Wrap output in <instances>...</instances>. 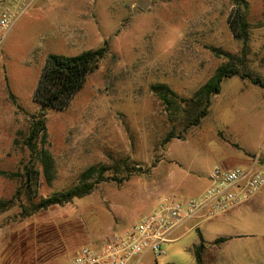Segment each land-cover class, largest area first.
Masks as SVG:
<instances>
[{
  "label": "rangeland",
  "instance_id": "374dc122",
  "mask_svg": "<svg viewBox=\"0 0 264 264\" xmlns=\"http://www.w3.org/2000/svg\"><path fill=\"white\" fill-rule=\"evenodd\" d=\"M236 10L248 25L247 66L264 83V0H27L17 6L0 46V172L30 168L34 177L29 191L23 178L0 175V200L20 193L0 213V264H70L80 248H96L140 222L162 199L196 198L215 166L248 168L243 155H255L264 141V88L228 78L198 126L185 128L181 112L194 108L193 93L217 67L240 55L241 42L227 23ZM104 41L107 54L68 107L46 115L35 152L44 149L54 161L47 182L24 145L38 112L33 92L45 59L98 50ZM160 84L177 106L157 98L152 88ZM118 160L139 173L20 218L27 196L47 199L77 186L88 167ZM200 235H243L225 246L221 264H264V189L138 264H196L190 248L201 250Z\"/></svg>",
  "mask_w": 264,
  "mask_h": 264
},
{
  "label": "trees",
  "instance_id": "16d2710c",
  "mask_svg": "<svg viewBox=\"0 0 264 264\" xmlns=\"http://www.w3.org/2000/svg\"><path fill=\"white\" fill-rule=\"evenodd\" d=\"M228 27L233 37L241 42L240 55L235 59L231 58L228 62L217 67L212 76L193 93L191 101L193 109L187 111L181 109L183 120L187 121L185 128L196 127L201 120L208 116L211 106V99L218 95L222 89V82L225 79L239 77L242 80H248L252 85L264 88V83L247 66V23L239 10L234 13V19L228 18ZM108 52V41L103 42V46L98 50L86 51L75 57H65L50 54L46 57L43 69L39 75L36 87L33 92V101L38 105V112L32 116L28 130V136L25 138L24 145L30 151L31 157L35 155L36 160L40 162L42 173L47 182H50L54 176V161L46 150L36 151V142L41 136L45 138V119L48 112L61 111L68 107L73 96L79 92L85 79L92 74L98 67L100 61ZM229 57L228 54H225ZM155 95L161 103L167 107L177 106L174 100V93L167 85L160 84L152 88ZM157 89V91H156ZM179 109V108H177ZM187 116L184 117V115ZM171 134L165 139V143L172 139ZM181 137V136H179ZM32 162V161H31ZM112 171V176L107 173ZM139 170L131 168V165L125 160H118L111 166H90L85 169L79 177V184L62 193H58L47 199H40L38 202L27 196L26 201L20 205V218L25 219L41 211L47 210L53 206H64L74 199H81L90 195L98 185L107 181H118L121 177L133 176L138 174ZM4 177H21L29 191L33 185L34 173L30 168H25L24 173L15 172L8 174L0 172ZM23 184V185H24ZM19 191L9 201L0 200V213L6 211L15 200L18 199ZM221 241V240H219ZM195 259L200 263V255L195 252Z\"/></svg>",
  "mask_w": 264,
  "mask_h": 264
},
{
  "label": "built area",
  "instance_id": "2783aa9c",
  "mask_svg": "<svg viewBox=\"0 0 264 264\" xmlns=\"http://www.w3.org/2000/svg\"><path fill=\"white\" fill-rule=\"evenodd\" d=\"M27 0H0V46L16 19V8ZM264 189V141L248 168L215 166L206 188L196 198L181 202L162 199L140 222L111 234L98 247H82L70 264H130L145 253L165 254L163 245L188 220L218 215L245 203Z\"/></svg>",
  "mask_w": 264,
  "mask_h": 264
},
{
  "label": "crops",
  "instance_id": "0c3cea01",
  "mask_svg": "<svg viewBox=\"0 0 264 264\" xmlns=\"http://www.w3.org/2000/svg\"><path fill=\"white\" fill-rule=\"evenodd\" d=\"M245 155L246 154H244L243 157H245L246 162L249 163L250 158L253 155L252 154H248V156H245ZM207 220H210V218L201 217V218H196V219H191V220L186 221L173 232L172 237H171L172 241L169 243L177 242L178 240L182 239L187 234H189V232H191L192 230L198 229L201 222L207 221ZM190 223H193V224L191 225ZM244 237L245 236L243 235H235L234 237H218V238H213V239H203L202 235H200L201 250L198 252V254L200 255V263L198 264H221V260L227 257L228 255V254H225V246L228 245L229 242L232 241L233 239L240 241V239H243ZM239 243L240 244H237V245L235 244V247L243 245L241 242ZM198 247L199 245L194 244L190 248V251L194 259H195V252H197ZM146 254L147 253H145V255ZM143 255L133 259L130 264H138V261L140 260V258L143 257ZM196 264H197V261H196Z\"/></svg>",
  "mask_w": 264,
  "mask_h": 264
},
{
  "label": "water",
  "instance_id": "95a60500",
  "mask_svg": "<svg viewBox=\"0 0 264 264\" xmlns=\"http://www.w3.org/2000/svg\"><path fill=\"white\" fill-rule=\"evenodd\" d=\"M145 6H146L145 3H141V4H140V7H141V8H144Z\"/></svg>",
  "mask_w": 264,
  "mask_h": 264
}]
</instances>
